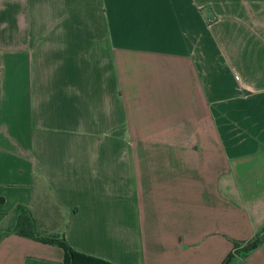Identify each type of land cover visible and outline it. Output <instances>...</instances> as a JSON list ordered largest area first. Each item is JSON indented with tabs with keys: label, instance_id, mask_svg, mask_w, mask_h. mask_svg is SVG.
<instances>
[{
	"label": "crops",
	"instance_id": "crops-1",
	"mask_svg": "<svg viewBox=\"0 0 264 264\" xmlns=\"http://www.w3.org/2000/svg\"><path fill=\"white\" fill-rule=\"evenodd\" d=\"M19 205L114 264L264 233V0H0V229ZM0 264L66 263L11 233Z\"/></svg>",
	"mask_w": 264,
	"mask_h": 264
},
{
	"label": "trees",
	"instance_id": "trees-1",
	"mask_svg": "<svg viewBox=\"0 0 264 264\" xmlns=\"http://www.w3.org/2000/svg\"><path fill=\"white\" fill-rule=\"evenodd\" d=\"M17 215L16 223L10 228L0 229V239L8 234L14 233L20 236L32 238L34 240L57 245L64 251V261L66 264H114L102 258L86 255L76 251L68 242L65 236H48L38 232V225L29 207L19 205L15 209ZM264 241V233L258 235L251 241L238 249L239 243L235 242V249L230 252L223 264H229L236 254L247 255L256 249Z\"/></svg>",
	"mask_w": 264,
	"mask_h": 264
},
{
	"label": "rangeland",
	"instance_id": "rangeland-1",
	"mask_svg": "<svg viewBox=\"0 0 264 264\" xmlns=\"http://www.w3.org/2000/svg\"><path fill=\"white\" fill-rule=\"evenodd\" d=\"M45 212H46L45 214L42 213V212H40L37 215L38 216V223H40V224L37 223V225H38V232L40 234H42V235L44 234V235H48V236H54L53 233L54 232L59 233L61 231L62 226H61V224H59L56 227V229H54V228H51V226L47 224V221L49 219H51V218H54L56 220L59 219L58 209L57 208H53V207H49V208L47 207ZM60 223H62V222H60Z\"/></svg>",
	"mask_w": 264,
	"mask_h": 264
}]
</instances>
